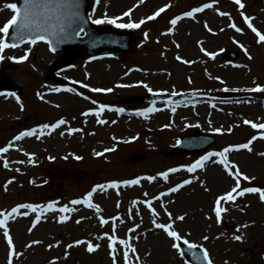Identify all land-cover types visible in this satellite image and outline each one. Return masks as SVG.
<instances>
[{"label": "rangeland", "instance_id": "rangeland-1", "mask_svg": "<svg viewBox=\"0 0 264 264\" xmlns=\"http://www.w3.org/2000/svg\"><path fill=\"white\" fill-rule=\"evenodd\" d=\"M9 3L17 4V0H0V27L13 15L6 7ZM242 3L243 9L234 0H90L88 11L94 20L122 17L117 23L146 21L140 28L98 24L103 29L130 33L133 38L129 50L78 57L59 72L53 69L61 53L51 51L45 41L24 42L3 52L0 78L13 80L21 90L9 91L13 99L0 101V149L11 145L7 153L0 152V212L7 215L21 204L46 207L50 203L57 209L67 205L75 211L45 212L35 227L32 225L41 208L36 213L21 209L20 214H13L7 231L13 238L15 255H10L4 229H0V264H9L10 259L12 264H114L105 237V233L113 235V226L119 239L132 238L129 243L137 252H129V264H192L172 247L182 240L174 241L152 223L167 224L170 219L175 221L173 230L207 249L213 264H264V201L259 193L239 197L234 204L222 201L221 206L228 211L217 223L215 201L235 186L233 176L218 162L222 159L218 156L205 161L202 169L187 171L209 153L251 142V152L231 151L226 162L254 178L241 179V188L264 190V139L259 138L264 130L244 124L245 120L264 123V92L251 91L264 87V43H258L243 19L252 18L253 25L264 33V0ZM205 4L213 7L191 17L185 15ZM160 8L165 11L159 17L147 20ZM126 11H131V16H123ZM177 17L181 19L172 25ZM233 23L240 32L230 26ZM227 50L239 51L240 57L227 61L223 57ZM24 55L28 59L19 61ZM52 72L76 85L51 79ZM94 88L113 91L94 92ZM240 89L249 91L250 96H235ZM197 90L216 95L146 101L152 92ZM101 105L105 110L96 116ZM148 108L158 111L147 117L140 115ZM85 112L91 114L83 115ZM62 119L67 123L39 134L43 125L51 126ZM32 129L38 130L36 136L15 140ZM200 132L215 136L206 150L185 153L176 149L181 136ZM109 148L114 150L106 152ZM137 155L142 159L136 161ZM77 156L81 159H75ZM5 161L8 167H4ZM174 168L179 171L171 172ZM164 172L169 173L167 180L161 175ZM146 177L156 179L149 181ZM137 179L139 184H125ZM189 179L191 184L161 197V193ZM110 183L119 187L107 188ZM90 192L99 212L85 203L71 204L73 200H85ZM149 200L151 208L146 203ZM152 209L158 215H153ZM25 211L28 216L23 215ZM181 215L185 219L176 220ZM62 216L70 218L61 223ZM101 217L109 223L102 225ZM133 228L135 231H130ZM235 235L243 239L236 241ZM80 240L99 244V248L89 253L87 244H75ZM70 244L73 247H67ZM116 249L115 264H125L126 247L117 243Z\"/></svg>", "mask_w": 264, "mask_h": 264}, {"label": "snow or ice", "instance_id": "snow-or-ice-1", "mask_svg": "<svg viewBox=\"0 0 264 264\" xmlns=\"http://www.w3.org/2000/svg\"><path fill=\"white\" fill-rule=\"evenodd\" d=\"M52 2H55V0H24L23 9L18 7L17 4H15V3H9L6 5V7L13 12V15L11 16V18L9 20H7V22L2 27H0V34H2V37H3V38H0V60H3L5 58L3 55V52L6 49L18 47L17 43H9L8 42L7 38L10 35L11 29H15V36L13 38L16 40H19L21 42L24 41L26 34L31 35L33 33H36L34 38L31 39V43H36L37 40H39V41H46L49 44H52L53 42H55L58 45L60 43L67 41L69 38H71L73 36L79 37L81 33H84V35H88V33L84 32V28L82 26H80L78 28H73V24H75L79 20V17H80L79 12L74 10V9H77L79 7V0H59L58 6L66 7L67 9H69V11L66 13V19H67L66 24L59 26L58 29H57V26H54V25L49 23V21L51 20V17H49L47 15H43L41 12L38 11V9H40L41 7H45L47 5V3H52ZM234 2L241 9H243L245 7V5L242 3V0H234ZM97 3H99V0H97ZM211 7H213L212 4H205L203 7L195 8L191 12L186 13L185 15L191 17V16H194L195 13L203 12L206 8H211ZM164 11H165V8H160L159 11H157L153 16L147 17V20L156 19ZM220 15L223 16V15H227V14L221 12ZM123 16H131V11L124 12ZM120 19H122V17H115V18L105 17L103 19H95L92 21V23H94V24L108 23V24L115 25L117 28H140L141 25L146 23V21L144 19H141L139 22L117 23V21ZM180 19H181V17H177V18L173 19L171 21V24L176 25L177 21ZM243 19H244V22L247 24L248 28L251 29V31L253 33H255V35L258 37V43H264V33H261L253 25L252 18H250L248 16H244ZM230 26L232 28H234L237 32L241 31V29L238 28L236 26V24H234V23L231 24ZM145 36H147V33H145ZM49 37H52L53 39H49ZM51 50L55 51L56 48L53 47ZM27 59H28V56L24 55V56L19 58V61L22 62V61H25ZM177 59L179 60L180 57L178 56ZM185 63H187V61H185ZM126 86L127 85H119V87H126ZM144 86L147 87V85H144ZM84 87H88V85H84ZM148 90L152 91L150 88ZM227 90L228 89H225V91H227ZM69 91H71V89H69ZM92 91H94V92H111V91H113V89H111V88H109V89L94 88V89H92ZM251 91L264 92V87L257 86L256 88L252 89ZM104 110H105V106L101 105L99 111L95 112L94 114L96 116H99L102 112H104ZM116 111L123 112L124 109H117ZM154 111H158V109L148 108L144 112L140 113V115H144L145 117H147L148 113H151ZM172 111H175V108H173ZM89 114H91V113L85 112L83 115L87 116ZM66 123L67 122L62 119V120L58 121L56 124H53L51 126L45 124L42 126V129L39 131V134L44 135L45 133L43 132V129H47L49 127H51V129L53 131H55L61 125H64ZM98 123L104 124V123H107V121L98 120ZM244 124L251 125V127H253V128L264 130V123H258L257 124V123H254L252 121L245 120ZM72 131H80V130L79 129H73ZM216 131L220 132L221 129H216ZM37 132H38L37 129H32L30 131L23 132L20 135L16 136L15 140L19 141V140L24 139V137L36 136ZM259 138L264 139V131H262L261 136ZM255 139H257V138L254 137L253 140H255ZM10 147H11V145H9L8 147H4V148L0 149V152L7 153L9 151ZM239 149H245V150L251 152L252 151L251 142L236 146L235 148H233V147L225 148L222 152L209 153L208 155L203 157L201 160H198L195 164L191 165L187 169L188 172H195L197 170V168H201V169L204 168L205 161L210 160L213 156H218V157L222 158L218 162L223 164L225 166V168L228 169L229 175L233 176V178L235 180V186L231 189V191L227 192L225 195L219 196L215 201V207H214L213 211L217 217V223L222 222L223 214L228 211L227 207L221 206L222 201L225 204H227V203H233L234 204L239 197H243L249 193H259L260 199L262 201H264V190L259 189V188H254V187L241 188V184H240L241 179L244 181H249L250 179H254V178H250L247 175L240 172L238 166H235V165L229 166V164L226 162L227 161V154L231 151L239 150ZM113 150L114 149H111V148L105 149L106 152H110ZM96 155L100 156V155H103V153H96ZM261 155H264V153H261ZM50 159H52V158L50 157ZM65 159H67V157H65ZM75 159L80 160L81 157L77 156V157H75ZM30 162H34V161L32 159H30ZM213 162H216V161H213ZM19 163H24V161H20ZM4 167H8L7 161L4 162ZM233 167L236 168V171L234 173L231 171V168H233ZM170 171L176 172V171H179V169L174 168V169H171ZM161 175L163 176V178L165 180H167L169 173L164 172ZM145 179H147L149 181H154L156 179V177H146ZM192 182L193 181L190 179L184 180L180 185H178L176 187H172L171 189H169V191L167 193H161V197L166 196V195H170V194L175 193V192H178L185 185H189ZM9 183H11V181H9ZM139 183H140L139 179L125 182V184H139ZM98 187L101 189L105 188L104 185H100ZM118 187H119V184H117V183H110L107 185V188H111V189H117ZM93 191H95V189ZM92 195H93V193L90 192V193H88L85 200H83V201L79 200V199L73 200V201H71V204L79 205V204L85 203L88 208H93L97 212H99L100 211L99 206L95 205L91 202ZM145 195H147V193H145ZM161 197H156L155 199H160ZM134 203H138V202H134ZM146 203H147L148 207L151 208L152 201L149 200ZM38 208H41V214L36 215L35 221H34L32 227H35L37 224H39L41 222V215H43V213H45V212H56V211H58L60 213H70L72 211H75V209H72V208L68 207L67 205L57 209L54 203H50L46 207H42V206H38V205H31V204H21L15 208H13L11 210V212L8 213L7 215H5L3 212H0V216L3 217L2 219H0V229H4V236L6 237L7 243L11 249L10 255H13V256L15 255V247H14V243H13V238L8 234V231H7V224H8L9 217H11L13 214H20L21 209H30L32 213H36ZM152 214L158 215V213H156L155 209H152ZM23 215L28 216L29 212L25 211V212H23ZM171 215H172L171 213H168V216L170 218H171ZM69 218L70 217H68V216H62L60 218L59 222L63 223L66 220H68ZM112 219L118 220L119 217H114ZM184 219H185V217L183 215L176 217V220H179V221H183ZM79 222L80 221H77V223H79ZM108 223H109V221L107 219H104L103 217H101V224L102 225L108 224ZM152 223H153L155 228L163 230L169 237L173 238L174 241L183 240V244L187 245L189 249H194L197 247L196 244L189 243V241L187 239L183 238L180 235V233L173 230V224L175 223V221H171V219H170L169 223L164 224V223H157L155 220H153ZM138 227H139V225H136V228H138ZM241 227L246 228V227H248V225H242ZM239 230L240 229L238 228L237 231H239ZM115 231H116L115 226H113V235H108L107 233H105V237L110 242L109 243V248L111 249L110 254L113 257L114 264H115L116 255H117V249H116L117 243H119L120 245H124L126 247L127 250L124 251V261H125V264H129V261H130L129 252H131L132 254H136V252H137L136 248L132 247L131 244L129 243V241L132 238L129 237L128 240L119 239L118 237H116L114 235ZM130 231H135V228L131 229ZM204 239L207 240L208 237L205 236ZM233 239L236 241H241L243 239V237L241 235H235L233 237ZM39 243H41V241H33L32 242V244H39ZM75 244H77V245L87 244L86 250L89 253L95 252L99 248V244L93 245V243L91 241L80 240V241H76ZM57 246H59V245H57ZM29 247H31V245H29ZM48 247L51 248L52 245H49ZM67 247L71 248V247H73V245L70 244ZM172 247L177 249L178 251H180V254L182 256L184 255V252L181 250L180 243L174 242L172 244ZM199 258L200 257H197V259H199ZM203 258L207 261V264H213V261L210 258L207 249L203 250ZM136 259L138 260L139 257L137 256ZM9 264H12L11 259L9 260Z\"/></svg>", "mask_w": 264, "mask_h": 264}, {"label": "water", "instance_id": "water-1", "mask_svg": "<svg viewBox=\"0 0 264 264\" xmlns=\"http://www.w3.org/2000/svg\"><path fill=\"white\" fill-rule=\"evenodd\" d=\"M59 0L55 2L47 3L45 7L38 9L43 15L51 17L49 21L50 24L59 26L66 24V13L69 11L66 7L58 6ZM18 7L23 9L24 0H18ZM89 0H79V7L74 9L80 14L79 20L73 24V28H78L82 26L84 31L88 35H81L79 37H71L67 41L56 44L53 42L51 49L56 48L55 51L64 50V53L61 55L60 59L56 62V67H64L69 63L73 58L77 56H90L97 53H106V52H116L121 50H128L130 48L132 36L129 33H125L122 30L108 29L103 30L96 24L92 23V19L88 15ZM36 33L31 35H25V39L31 40L34 38ZM15 29L11 35V39L14 42H21L14 39ZM49 39H53L49 37ZM75 48L74 51L72 49ZM230 58H235L237 56L236 52L227 53ZM13 88L16 89L15 85ZM198 94H205L204 92H198ZM208 94V93H207ZM190 95H195L194 93ZM178 97L172 95H153L148 98L150 100L161 101L166 98ZM214 141V137L211 134H187L185 135L178 144V149L186 152L203 150L209 146ZM140 159V158H138ZM183 251L188 255V257L196 264H207V261L203 258V250L199 247L194 249H189L187 245L182 244ZM197 257H200L197 259Z\"/></svg>", "mask_w": 264, "mask_h": 264}, {"label": "bare ground", "instance_id": "bare-ground-1", "mask_svg": "<svg viewBox=\"0 0 264 264\" xmlns=\"http://www.w3.org/2000/svg\"><path fill=\"white\" fill-rule=\"evenodd\" d=\"M21 50V48L19 47L18 49H17V51H20ZM22 50H24L23 48H22ZM16 51V52H17ZM8 92L7 91H3V92H1V95H0V101H2V100H6V101H8V100H10V99H13L12 97H10V94L8 95L7 94ZM235 96H238V97H243V96H250V93H249V91H245V89L243 90V89H240V90H238L237 92H236V95Z\"/></svg>", "mask_w": 264, "mask_h": 264}]
</instances>
